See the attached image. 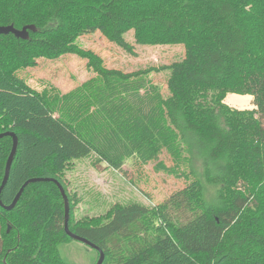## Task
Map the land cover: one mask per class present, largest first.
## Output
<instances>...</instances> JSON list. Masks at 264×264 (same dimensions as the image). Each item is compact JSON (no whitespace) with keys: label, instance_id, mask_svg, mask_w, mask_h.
Segmentation results:
<instances>
[{"label":"trees","instance_id":"trees-1","mask_svg":"<svg viewBox=\"0 0 264 264\" xmlns=\"http://www.w3.org/2000/svg\"><path fill=\"white\" fill-rule=\"evenodd\" d=\"M255 1L41 0L33 9L30 0H0V26L35 27L26 40L0 35V134L18 137L3 204L28 180L56 179L71 231L104 251L103 264H264V34L246 9ZM97 30L129 54L130 30L137 44H183V59L150 69L170 70L169 94L137 79L142 71L110 69L74 45ZM71 53L88 57L97 77L63 96L49 99L17 73L39 55ZM229 94L253 96L256 108L229 107ZM12 147V136L0 138V187ZM163 150L174 167L160 160ZM90 153L116 170L135 157L193 180L152 210L119 205L104 224L74 225L64 170ZM12 217L0 264H66L56 249L69 236L55 182L29 183L12 210L0 206V221Z\"/></svg>","mask_w":264,"mask_h":264},{"label":"rangeland","instance_id":"rangeland-1","mask_svg":"<svg viewBox=\"0 0 264 264\" xmlns=\"http://www.w3.org/2000/svg\"><path fill=\"white\" fill-rule=\"evenodd\" d=\"M40 1L30 0V6L34 9ZM246 9L250 14V21L253 22L252 29L255 32L260 30L264 34V25L261 29L256 28L257 21L264 22V0L253 2L252 6H247ZM125 38L134 45L133 54L109 41L99 30L79 34L74 40V45L85 53L99 55L104 65L110 69H118L124 73L142 71V75L137 79H149L150 83L161 88L165 96L168 95L166 85L170 70L150 69L183 59L186 52L184 45L137 44L132 30L125 34ZM89 64L88 57L73 53L57 58L39 55L35 58L34 66L22 67L17 73L31 88L46 93V96L52 99L54 95L63 96L95 79L97 74ZM224 102L234 109L256 108L250 100L249 104L242 108L233 107L226 103V100ZM97 159L95 153H90L84 158L71 160L64 170V180L73 199L74 225L104 224L112 218L115 208L119 205L137 204L152 210L193 180V175L186 177L157 171L155 161L143 165L135 157H131L125 161L122 170H116L104 162H98ZM160 160L170 167L176 165L175 159L166 150L161 153ZM181 169L188 172L186 164H182ZM214 193L215 188L206 185V198H214ZM6 228H10L9 233L15 228L13 217L6 222L0 221V234L4 233ZM56 249L66 264H96L100 256L96 249L70 237L56 245Z\"/></svg>","mask_w":264,"mask_h":264},{"label":"water","instance_id":"water-1","mask_svg":"<svg viewBox=\"0 0 264 264\" xmlns=\"http://www.w3.org/2000/svg\"><path fill=\"white\" fill-rule=\"evenodd\" d=\"M29 30H35V27L34 26H28V27H24L22 30H18L13 25L0 26V35L13 33L16 37L22 38V39H25L26 40V39L29 38ZM7 135L13 137V147H12V151H11V154L9 156V159L7 161L6 170H5V176H4L2 185L0 187V206H2L3 208H5L7 210H12L16 206L17 202L19 201V198L21 197L24 188L29 183L39 182V181H53V182H55L57 184V186L59 187V189L61 191V194H62V196L64 198V205H65V231H66V234L70 238H72L74 240H77V241H80V242H83L87 246L96 249L99 252V254H100L99 259H98V262L96 264H103V262L105 260V253H104V251L98 245H96L95 243H92L91 241L87 240L86 238H83V237H81V236H79L76 233H74V232L71 231V229L69 227V220H70V200H69V197H68V194H67L65 188L56 179H51V178H36V179L28 180L23 185V187L21 188V190L19 191V193L16 195V197H15V199L12 202L11 205L5 206L3 204L2 200H1V194H2V191H3L4 187L7 184L8 179H9L10 170H11V167H12V164H13V161H14V158H15V155H16V152H17V149H18V137H17V135L15 133L8 132V133L0 134V138H2L4 136H7ZM9 230H10V228H8V231Z\"/></svg>","mask_w":264,"mask_h":264},{"label":"bare ground","instance_id":"bare-ground-1","mask_svg":"<svg viewBox=\"0 0 264 264\" xmlns=\"http://www.w3.org/2000/svg\"><path fill=\"white\" fill-rule=\"evenodd\" d=\"M237 96L238 94H231L228 96V98L226 99V103L230 104V105H233V106H238L239 108H242L246 105L249 104V100H250V96H246L243 98V100L246 102L244 103V101L240 104L237 100ZM251 102V101H250ZM244 103V104H243ZM250 106V105H249Z\"/></svg>","mask_w":264,"mask_h":264},{"label":"crops","instance_id":"crops-1","mask_svg":"<svg viewBox=\"0 0 264 264\" xmlns=\"http://www.w3.org/2000/svg\"><path fill=\"white\" fill-rule=\"evenodd\" d=\"M229 95H231V94H229ZM229 95H228V96H229ZM228 96L226 97V99L228 98ZM246 96H249V95L237 96V100H238V102L241 104V103L244 101L243 98L246 97ZM250 96H251V95H250ZM226 99H225V100H226ZM253 99H254L253 96H251V97H250V101L252 102ZM244 103H246V102L244 101ZM244 103H243V104H244ZM233 107H234V106H233ZM235 107L239 108L238 106H235ZM245 108H246V107H245Z\"/></svg>","mask_w":264,"mask_h":264}]
</instances>
